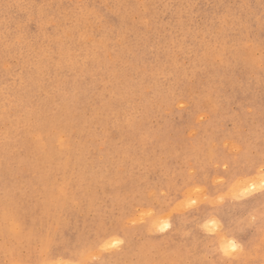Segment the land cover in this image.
I'll return each mask as SVG.
<instances>
[{
  "label": "rangeland",
  "instance_id": "rangeland-1",
  "mask_svg": "<svg viewBox=\"0 0 264 264\" xmlns=\"http://www.w3.org/2000/svg\"><path fill=\"white\" fill-rule=\"evenodd\" d=\"M262 190L264 0H0V264H264Z\"/></svg>",
  "mask_w": 264,
  "mask_h": 264
},
{
  "label": "bare ground",
  "instance_id": "bare-ground-1",
  "mask_svg": "<svg viewBox=\"0 0 264 264\" xmlns=\"http://www.w3.org/2000/svg\"><path fill=\"white\" fill-rule=\"evenodd\" d=\"M262 166V165H261ZM263 168V167H262ZM260 180V179H259ZM205 194V193H204ZM232 195V194H231ZM253 206V205H252ZM168 222V221H167ZM168 226V225H167ZM233 239L232 240H236L235 239V236H233L232 237ZM242 240V239H241ZM237 241V240H236ZM239 244H240V246H241V248H242V250H246V251H248L249 250V243L247 242V241H244V240H242V241H239ZM55 262V261H54ZM110 264H112L111 263V261H108Z\"/></svg>",
  "mask_w": 264,
  "mask_h": 264
},
{
  "label": "snow or ice",
  "instance_id": "snow-or-ice-1",
  "mask_svg": "<svg viewBox=\"0 0 264 264\" xmlns=\"http://www.w3.org/2000/svg\"><path fill=\"white\" fill-rule=\"evenodd\" d=\"M262 191H264V190H262ZM237 247H239L235 242H233V244H232V248L233 249H235V248H237ZM225 255H229V253L226 251L225 252Z\"/></svg>",
  "mask_w": 264,
  "mask_h": 264
},
{
  "label": "crops",
  "instance_id": "crops-1",
  "mask_svg": "<svg viewBox=\"0 0 264 264\" xmlns=\"http://www.w3.org/2000/svg\"><path fill=\"white\" fill-rule=\"evenodd\" d=\"M255 199H259V200H261V199H264V198H255ZM263 227V225L262 224H260V228H262ZM257 232V231H256Z\"/></svg>",
  "mask_w": 264,
  "mask_h": 264
}]
</instances>
